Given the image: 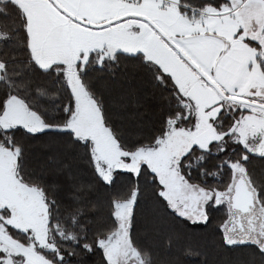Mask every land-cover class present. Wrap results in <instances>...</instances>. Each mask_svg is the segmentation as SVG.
Wrapping results in <instances>:
<instances>
[{
  "label": "snow or ice",
  "instance_id": "1",
  "mask_svg": "<svg viewBox=\"0 0 264 264\" xmlns=\"http://www.w3.org/2000/svg\"><path fill=\"white\" fill-rule=\"evenodd\" d=\"M118 77L129 86L117 93L107 81ZM149 102L154 119L130 133L123 113L135 120ZM256 158L264 0H0V264H69L78 248L101 264H157L173 224L206 226L217 206L212 247L251 246L264 264ZM49 172L65 177L68 203Z\"/></svg>",
  "mask_w": 264,
  "mask_h": 264
},
{
  "label": "trees",
  "instance_id": "2",
  "mask_svg": "<svg viewBox=\"0 0 264 264\" xmlns=\"http://www.w3.org/2000/svg\"><path fill=\"white\" fill-rule=\"evenodd\" d=\"M108 86L115 92L128 88V82L120 79L107 81ZM133 86L137 88L141 96L150 93V89H147V85L140 83L138 80L132 82ZM147 89V93L145 92ZM134 108H129L123 113L125 118V128L132 134H136L142 131H146L147 126L154 119V113L157 108L154 102H149L146 110L142 109L143 116L135 120L128 119L129 115L134 112ZM29 149L31 156L39 159L43 162L45 159V150L39 146V142L32 141L26 145ZM78 168L82 173L81 178L87 180L88 177L84 172V165L80 162L74 164V170ZM250 168L254 169L256 173L264 171V160L259 158L253 159L250 164ZM45 180L50 185L59 184L61 190L57 193L58 199L64 203H68L67 190L68 185L65 182V177L49 172L45 176ZM127 186V174L120 173L116 176V187L126 188ZM210 221L205 225H193L191 222H177L173 224V229L177 233V238L169 246L163 240L157 241L153 246V257L157 261V264H204L205 258L208 260V264H261L260 257L254 255L255 249L251 246L240 247L234 250H220L217 251L212 247L214 241L219 238L220 226L226 219V208L224 206L213 207L209 210ZM95 228L91 226L89 235L94 234ZM133 235L139 238H143V232L140 224L137 223L133 228ZM191 249V253H189ZM71 251V249H68ZM199 253H207V256ZM102 253L99 250L88 252L83 249H76V255L67 256L66 259L69 264H101Z\"/></svg>",
  "mask_w": 264,
  "mask_h": 264
}]
</instances>
